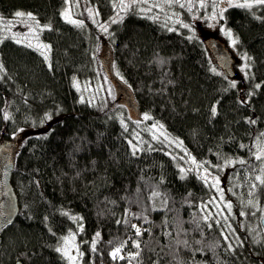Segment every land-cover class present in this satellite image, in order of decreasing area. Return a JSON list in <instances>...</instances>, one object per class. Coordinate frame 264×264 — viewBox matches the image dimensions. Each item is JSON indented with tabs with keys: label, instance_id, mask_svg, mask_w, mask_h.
I'll return each instance as SVG.
<instances>
[{
	"label": "trees",
	"instance_id": "obj_1",
	"mask_svg": "<svg viewBox=\"0 0 264 264\" xmlns=\"http://www.w3.org/2000/svg\"><path fill=\"white\" fill-rule=\"evenodd\" d=\"M81 1L0 0L4 17L31 14L50 46L48 57L0 40V144L19 135L12 185L20 206L2 233L0 264H71L56 251L69 232H77L81 264H264V240L254 244L243 229L261 226L264 215V158H255L264 148V6L224 12L236 52L251 61L236 85L211 62L203 29L190 38L127 10L107 33L113 68L140 116L222 175L230 203L196 171L183 173L164 147L137 144L117 116L123 107L99 112L80 100L76 80L102 73L101 35L81 20ZM115 1L83 3L105 22ZM66 6L82 27L63 18Z\"/></svg>",
	"mask_w": 264,
	"mask_h": 264
},
{
	"label": "rangeland",
	"instance_id": "obj_2",
	"mask_svg": "<svg viewBox=\"0 0 264 264\" xmlns=\"http://www.w3.org/2000/svg\"><path fill=\"white\" fill-rule=\"evenodd\" d=\"M83 1L84 0H82L81 3H83ZM81 3L79 11L81 20L90 21L101 35V42L99 45L100 51L105 46L106 48L109 47L107 43V33L113 20H116V17H119L122 12L132 10L136 13L149 15L152 19L164 24V26L169 29L177 31L182 29L181 32L190 38L196 36L200 38L201 31L197 30V28L206 31V36L210 35L209 33L217 35L218 38L225 41L228 48L231 49L233 56L237 59L234 69L236 76L232 79V83L236 85L239 82H244L249 76V71L251 69L250 58L236 52V36H234L233 31L227 28L225 23H223L225 10L229 7H234L229 6L228 0H143V2L133 5L123 11L121 10V0H117L115 1L118 7L116 14L105 22L99 21L98 11L94 7L83 3L81 9ZM123 3H129V0H123ZM232 3H250L252 7L249 9H259L264 6L255 4V0H232ZM181 5H183V7H181ZM67 6L64 8L63 12L64 19ZM66 12L68 13V11ZM221 12H223V18H221ZM24 14L25 15L22 17L14 15L11 18L4 17L0 14V40L2 38H11L13 40H19L27 45H34L49 57L50 46L40 38V32L44 27L40 26L35 19L30 18L29 14ZM65 20L68 21L67 19ZM105 28L107 29L106 31L104 30ZM228 32H231V37L227 34ZM233 41H235V43H233ZM40 45L47 47L41 48ZM210 58L213 63L211 55ZM122 82H124V80H122ZM75 85L79 91L80 100L91 104L92 107H95L99 112L106 111L113 113L119 109V106L123 107L126 112L120 111L117 116L121 120L120 123L122 128L131 132L130 134H132V138L135 139L133 140L137 144L139 143L146 147L155 145L164 147L174 159L177 160V165L181 168L183 173L191 170L196 171L206 182L212 184L217 189L222 200L227 199L230 203H233V200L228 198L230 189L226 187L222 175L214 174L213 169L206 163L197 162L178 140H175L167 134L159 124L150 121L147 115L142 114L138 116L132 111H129L124 105L115 103L120 92L115 89V86L110 80H107L106 73L103 72L93 80H76ZM123 95L127 97L124 93ZM241 101L243 103L247 102L243 89L241 90ZM21 131L24 132L23 130ZM257 156H260V159L264 158V148L255 155V158H257ZM193 161H195V163H193ZM226 165L227 167L222 169L223 172L227 169L231 171L235 163L230 162ZM231 175L236 178L233 174ZM205 177H207V179H205ZM213 205L215 208H220V203L218 201L213 203ZM260 219H264V215ZM243 229L247 231L246 236H249V239H254V244H259L264 240V229L262 226L258 227L254 225V227H251V225L248 224V227ZM77 238V232H69V234L62 238L59 245V248L64 249L68 253V255H65L61 252L71 264H81L82 255ZM65 241H67V243ZM69 255L75 259L70 260L68 258Z\"/></svg>",
	"mask_w": 264,
	"mask_h": 264
},
{
	"label": "water",
	"instance_id": "obj_3",
	"mask_svg": "<svg viewBox=\"0 0 264 264\" xmlns=\"http://www.w3.org/2000/svg\"><path fill=\"white\" fill-rule=\"evenodd\" d=\"M203 39L213 62L221 68L227 77L230 79L234 78L236 76L234 69L237 60L227 48L226 44L215 35L206 36L205 34ZM106 52L102 60L107 70L112 62V52L111 49L106 50ZM118 88L127 96L125 103L129 109L135 110L137 105L132 92L122 82H118ZM18 139L19 136H16L13 141L5 145H0V241L4 229L15 221L20 209L18 196L12 185V174ZM262 225L264 227V219H262ZM15 264H24V262L18 260Z\"/></svg>",
	"mask_w": 264,
	"mask_h": 264
},
{
	"label": "snow or ice",
	"instance_id": "obj_4",
	"mask_svg": "<svg viewBox=\"0 0 264 264\" xmlns=\"http://www.w3.org/2000/svg\"><path fill=\"white\" fill-rule=\"evenodd\" d=\"M141 2H143V0H129V3H123V0H121V10H122V11H123V10H126V9H128L129 7H131V6H133V5H136V4H138V3H141ZM228 4H229V6H234V7H242V8H244V7H247V8L252 7V4H250V3L233 4V3H232V0H228ZM255 4H257V5H264V0H255ZM181 7H183V5H181ZM15 15H16L17 17H22V16H24L25 14H24L23 12H19V11H18V12H16ZM220 15H221V18H223V12H221ZM29 16H30V18L34 19V17H31V14H29ZM64 16H65V19H67L70 23L77 24V26H81V27L83 26L82 24L78 23L77 21L71 20L67 12L64 13ZM115 22H116V20H113V23H115ZM104 30L106 31L107 29L105 28ZM227 34L231 37V32H228ZM233 43H235V41H233ZM40 47H41V48H46L47 46L40 45ZM47 58H48V57L45 56V59H47ZM0 67H2V66H0ZM233 86H234V85H233ZM257 87H259V85H257ZM212 113L215 115V113H216V109H215V107L212 108ZM146 118H148V117H146ZM257 159H260V156H257ZM193 163H195V161H193ZM205 179H207V177H205ZM257 179H259V177H257ZM228 207H231V206L228 205ZM132 228L135 229V231H136V235H141V230H140V228H138L135 224L132 225ZM99 235H100L99 233L96 234L97 237H99ZM65 242L67 243V241H65ZM134 246L137 247V248H139V244H138V243H137V244H134ZM93 250H95V249L93 248ZM56 251H58V252H63L65 255H68V253H67L64 249H62V248H57ZM120 251H121L120 248H116L115 251H113V252L111 253L112 258H113V259H116L117 256L119 255ZM137 255H138V254H137ZM68 258H69L70 260H74V259H75L74 257H72V256H70V255L68 256ZM122 258H123V257H121V259H122Z\"/></svg>",
	"mask_w": 264,
	"mask_h": 264
}]
</instances>
